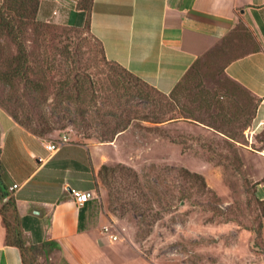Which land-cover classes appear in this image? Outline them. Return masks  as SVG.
<instances>
[{
    "label": "rangeland",
    "instance_id": "1",
    "mask_svg": "<svg viewBox=\"0 0 264 264\" xmlns=\"http://www.w3.org/2000/svg\"><path fill=\"white\" fill-rule=\"evenodd\" d=\"M9 6L6 15L15 17ZM54 10V4L45 3L40 15L50 21L36 17L47 28L28 26L32 20H25L21 39L27 62L21 66L28 71L23 80L9 78L18 67L20 48L0 35V102L19 114L26 111L36 122L41 114L52 117L53 94L66 78L98 97L88 105L92 137L68 122L41 138L90 144L82 149L67 143L60 155L93 156L95 198L86 215L93 239L103 238L105 251H113L112 264L122 263L115 261L117 249L133 264H264V201L253 167L259 155L248 140L256 132L252 147L261 148L264 130L254 126L257 99L225 73V55L218 50L197 61L170 94L140 87L150 102L135 99L128 104L123 90L115 92L111 81L131 79L120 67L106 64L89 28L68 27L67 19L54 16ZM35 84L48 86V94L33 91ZM129 108L139 114L132 115ZM125 109L121 119L129 121L128 128L118 132L116 123H126L107 115ZM101 120L117 132L110 142L97 136ZM111 234L118 236L112 244ZM92 249L97 252L98 245L93 243ZM44 256L35 249L27 261L46 264Z\"/></svg>",
    "mask_w": 264,
    "mask_h": 264
},
{
    "label": "crops",
    "instance_id": "2",
    "mask_svg": "<svg viewBox=\"0 0 264 264\" xmlns=\"http://www.w3.org/2000/svg\"><path fill=\"white\" fill-rule=\"evenodd\" d=\"M45 3L58 8L53 15L66 18L65 25L89 27L109 61L164 94H170L197 61L227 46L224 53L217 52L228 62L225 73L257 99L254 126L264 130V0H94L88 16L77 7L80 0H40L38 16L43 21H50L40 15ZM50 143L19 125L0 106L11 228L22 233L27 245L43 251L46 264H112L113 251L109 247L105 251L103 238L93 239L88 216L84 212L81 217L82 207L71 195V189L92 192L93 156L66 158L60 155L65 147L51 152ZM67 145L85 149L90 144ZM253 167L264 201V157L256 156ZM79 183L87 187L79 188ZM5 204L0 201V264H24L21 250L8 240L1 213ZM118 251L115 261L133 264L130 256Z\"/></svg>",
    "mask_w": 264,
    "mask_h": 264
},
{
    "label": "trees",
    "instance_id": "3",
    "mask_svg": "<svg viewBox=\"0 0 264 264\" xmlns=\"http://www.w3.org/2000/svg\"><path fill=\"white\" fill-rule=\"evenodd\" d=\"M94 0H80V3L77 7H81L83 10H85L88 14L92 11ZM11 5L10 10L15 11V17H10L6 15L7 6ZM15 6V7H14ZM10 7V6H9ZM39 8H40V0H0V35L1 36H7L11 40L12 43L18 45L19 52L17 55L18 60V67L15 69H12L10 80H23L25 77V74H27V71H24V67L21 66V63L27 62V53L24 50L22 46V35L25 33V28L27 26V22L25 23V20L31 21L30 24L41 27V28H47L45 24L39 23L36 21V17L39 14ZM15 22L17 25H15ZM19 23V24H18ZM70 27V26H68ZM73 29H78L75 27H70ZM89 28V27H87ZM84 29V28H83ZM100 44L103 50L104 54V60L106 61V64L113 65L114 67H120L123 69V72L131 79L130 82L124 81H117L112 80L111 84L114 87V91H120L123 90L124 94L123 96L128 98V104L130 102H133L135 99L137 100H146V102H150V98L146 95L144 96V93L140 90V87H144L147 91L154 92L156 95L160 96H166L167 94L159 92L155 87L149 85L145 81H143L141 78L135 76L131 72H129L127 69L120 66L118 63L111 62L106 58L105 51L103 44L100 40H98L96 37H94ZM0 56H1V49H0ZM11 68V67H10ZM54 67H51L49 69L53 70ZM29 72L32 73V70ZM135 81V83L133 82ZM33 81H31L32 83ZM76 84L71 83V81L66 78V80L60 84V87L57 88L54 95V112L52 117L48 118L46 115L41 114L39 118L35 120L30 116L29 113H26V111H23L21 114L17 113L16 111L7 108L6 105H4L2 102L0 104L2 105V108H4L12 117L13 119L22 127L33 133L34 135L38 137H43L47 132L49 133L51 130H53L55 127H61L65 128L67 126L68 122H71L78 130H83V135L92 137L90 133H88L90 125L88 122V115H89V109L88 105L91 103L96 104L98 97H96L95 93H92V95L87 94V89L83 88V84L80 85L78 81L75 82ZM37 94L39 95H46L48 94L49 87L45 84H35V87L33 89ZM119 100H121L120 97H118ZM139 105V104H138ZM121 107V105H119ZM118 106V109L120 107ZM141 106V105H139ZM97 108V105H95ZM116 107V106H114ZM142 107V106H141ZM258 107V105H257ZM132 115L139 114L138 110H131ZM100 110H97L98 116L101 115ZM120 111V110H119ZM133 112V113H132ZM100 113V114H99ZM127 113V109L118 112H111L108 113L107 116H111L112 118H120L118 122H125L121 119V117ZM53 118V119H52ZM128 119V118H127ZM171 119H167L169 121ZM166 121V122H167ZM129 122V121H128ZM127 121L125 122L126 125H123L121 127V123H116V127H119L118 132L125 131L128 127ZM160 123V121H158ZM98 126L100 128L97 130V136L103 140V142H110L116 135V131L112 129V125H109V123H104L103 120H101L98 123ZM4 176H5V169L3 166L2 158H1V149H0V201H6V204L3 206L1 213L4 216L5 224L8 228L9 236L8 240L9 243L15 245L21 250L23 262L24 264H32L28 263L27 258L28 254L31 251H34L37 249L35 246H29L26 244V242L23 239L22 233L16 229L11 228V224L8 221V218L6 216L8 204H10L9 200V194L7 191V187L4 184ZM89 207V203L82 207L81 209V217L84 215V212H86L87 208Z\"/></svg>",
    "mask_w": 264,
    "mask_h": 264
},
{
    "label": "built area",
    "instance_id": "4",
    "mask_svg": "<svg viewBox=\"0 0 264 264\" xmlns=\"http://www.w3.org/2000/svg\"><path fill=\"white\" fill-rule=\"evenodd\" d=\"M78 6V5H77ZM264 103V100H263ZM256 132H251L250 138H248L249 142H250V149L255 151L257 154L261 155L264 157V144L261 148L259 149H254L253 146V141H254V134ZM68 143V138L64 137L63 139H61L60 141L57 142H52L49 145H47V149L51 152H57L60 150V148ZM18 188V186H15L13 189ZM71 195L73 200L77 203L78 206L80 207H84L85 205H87L88 203H90L95 197H94V193L91 191L88 192H83V191H78L75 189H71ZM106 232H109V229L106 228L105 229ZM110 239L114 242H116L118 240V236L115 234H111L110 235Z\"/></svg>",
    "mask_w": 264,
    "mask_h": 264
}]
</instances>
